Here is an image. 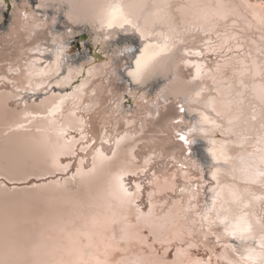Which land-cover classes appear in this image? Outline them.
Here are the masks:
<instances>
[{
	"label": "bare ground",
	"instance_id": "6f19581e",
	"mask_svg": "<svg viewBox=\"0 0 264 264\" xmlns=\"http://www.w3.org/2000/svg\"><path fill=\"white\" fill-rule=\"evenodd\" d=\"M171 4L181 34L188 43L204 49L200 60L205 75L201 82L211 89L206 96L214 99L217 110H224L231 103L234 115L243 121L237 122L236 127L254 136L250 119L254 108L248 106V101L258 106L259 93L264 89V59L260 55L264 52V0H171ZM47 14L45 10L44 15ZM56 19L65 31H55L66 39V46L74 35L87 32L89 46L95 49L98 41L99 52L104 57L102 61L95 60L93 55L87 56L88 50L81 51L85 59L80 64L94 61L96 67L86 95L77 103L91 105V108L80 107L79 119H74L69 115L72 110L69 99L63 105L68 111L48 116L52 104L65 93H71L81 82V76H75L70 84L66 82L61 88L55 87L53 77V86L47 91L49 81L37 87L40 81L36 80L32 89L17 92V87L23 88L28 83L24 73L39 71V65L32 64L34 59L48 63L54 57L45 53L41 58L32 52L37 43L44 47L42 29H37L38 35L31 38L27 33H14L11 39L0 35V264H196L197 261L227 264L225 257L234 259L230 250L223 247L225 240L232 243L230 239L222 238L221 244H215L212 236L209 240L213 242L203 240L210 231L206 223L201 225L205 194L200 193L193 200L191 191H179L185 183L195 181V174L189 171L185 176L182 170L169 166L182 160L180 142L169 135L172 131L169 121L177 114V97L165 93L157 100L158 89L153 85L170 84L167 77L176 75L174 66L158 72L146 85H129L125 75L121 79L126 83L109 97L105 91L109 77L104 75L108 70L101 68L106 56L103 48L108 42L97 31L99 25L90 19L71 23L61 14H57ZM67 27L72 28L70 37L66 36ZM46 43L55 47L50 39ZM68 52L67 48L66 55ZM123 63L120 61L121 73L125 71ZM80 64L74 66L65 58L62 75H67L69 66L78 68ZM88 67L92 65L84 69V77L88 75ZM189 71L188 66L182 64L180 78L190 80ZM129 87L131 91L125 96ZM237 91L243 95H238ZM138 93H143V98ZM133 94L138 105L127 103ZM116 95L124 100L118 107L110 102L115 101ZM70 122L77 128V138L79 127H85L89 135L98 137L97 147L101 148L103 157L94 161L92 152L86 158L83 154L76 158L63 154L72 133L69 131L66 137L60 135V131L68 130ZM88 124L91 128L86 127ZM237 138L233 134V139ZM100 139H107L109 143L101 146ZM150 150L159 153L154 157L156 176L150 175L156 186L151 188L153 195L144 201L147 192L144 196L142 193L130 202L117 192L114 178L143 166L145 153L151 155ZM246 150L255 152L258 145L252 140ZM166 156L174 160L166 161ZM80 158H84L86 166L80 165ZM65 163H74L82 168V173L73 179L75 168L65 174L58 167ZM240 163L237 160V165ZM146 175L149 174L125 176L126 184L131 181L129 190L135 191V183ZM226 183L241 187L238 181ZM147 184H144L146 190ZM244 187L246 194L261 193L257 187ZM224 195L230 198L227 193ZM190 201L196 206L191 207ZM145 204L149 207L147 212L146 206L143 208ZM207 204L211 206L210 193ZM251 210L259 217L264 201H257ZM211 231L222 232V228L214 226ZM195 232L199 240L195 239ZM147 233L153 240L147 238ZM197 241H203L204 254L189 247V244L197 245ZM153 244H157V248L165 247L163 257L161 253L155 255ZM171 244L176 248L171 249ZM178 249L182 251L178 253ZM148 260L151 263H145Z\"/></svg>",
	"mask_w": 264,
	"mask_h": 264
},
{
	"label": "snow or ice",
	"instance_id": "6c2138e0",
	"mask_svg": "<svg viewBox=\"0 0 264 264\" xmlns=\"http://www.w3.org/2000/svg\"><path fill=\"white\" fill-rule=\"evenodd\" d=\"M171 9V0H0V35L11 39L14 33H27L31 38L38 35L37 29H42L45 32L44 47L37 43L32 52L41 58L45 53L54 57L48 63L43 59H34L32 64L39 65V71L24 73L28 83L23 88L17 87L16 91L32 89L36 80L40 81L37 87H42L43 82L48 80L49 83L45 87L47 91L53 86V77L56 78L55 87L61 88L66 82L70 84L75 76L80 75L81 82L71 93L60 96L58 101L52 104L47 115L54 117L68 111L63 105L69 99L72 100L69 115L74 119H79L77 113L80 107L91 108V105H83L77 101H82V97L86 95L96 64L94 61H87L78 68L69 66L67 75H62L67 41L53 28L59 27L57 14L66 16L71 23L90 19L99 25L97 31L102 33L103 40L108 42V46L103 48L106 56L101 68L108 70L104 75L109 77L108 86L105 88L109 97L123 87L121 77L125 75L129 78V85H146L158 72L166 71L169 65L174 66L176 75L167 77L170 84L161 86L160 83H155L153 87L158 89L157 100L165 93L177 97V114L169 121L172 129L169 135L173 140L180 142L179 156L182 160L169 166L182 170L185 176L192 171L196 177L194 182L185 183L179 191H191L193 200L200 193L205 194L206 203L200 213L201 225L203 227L206 223L210 231L205 233L203 240L206 243L213 242L209 240V236H212L215 244H221L222 238L230 239L232 243L225 240L223 247L230 250L235 258L225 257L227 264H264V210L259 217L251 210L257 201H264V89L259 93L258 106L248 101V106L254 108L250 116L254 136L246 135L236 127L237 122L243 121L234 115L235 109L231 103L224 110H217L214 99L206 96L211 89L201 82L205 75L204 65L200 60L204 56V49L188 43L176 25ZM45 10H48L47 15H44ZM71 35L72 28L67 27L66 36ZM132 38L140 42L135 48L129 47V42L135 43ZM47 39H50L55 47L48 46ZM96 48H101L98 41ZM126 53L129 55H125ZM260 55L264 59V52ZM120 61L124 62V73L120 72ZM88 64L92 67H88V75L84 77L82 73ZM182 64L188 66L190 80L180 78ZM130 91L129 87V92L124 95H128ZM138 94L143 98V93ZM237 94L243 95L239 91ZM92 96H96L95 91ZM110 102L118 107L124 100L120 95H116L115 101ZM127 103L138 105L136 94H133ZM144 103L146 104L147 100ZM156 115H160L158 110ZM86 127L91 128V124ZM78 130L80 135L77 138V128L71 122L68 130L61 129L62 136L67 137L69 131L72 133L71 138L66 141L63 154L71 158L83 154L86 158L88 153L92 152L95 153L94 161L97 157H103L101 148L97 147L98 137L89 135L85 127H79ZM233 134L238 138L233 139ZM252 140L258 145L255 152L246 150ZM99 143L102 146L109 143V140L100 139ZM150 151L151 155L145 153L143 166L138 167L135 172H122L114 178L117 192L130 202L146 191L143 180H147L149 184L153 181L146 175L143 180L135 183V191H130L131 181L126 184L125 176L136 177L141 173L156 176L154 169L157 164L154 157L159 153ZM165 159L174 160V157L166 156ZM237 160L241 162L239 165ZM79 163L86 166L84 158H80ZM58 167L65 174L75 168L73 179L82 173V168L76 167L74 163L58 164ZM172 179L175 180L176 177L173 176ZM226 181H238L241 187H235L233 183ZM244 186L257 187L261 193L246 194L247 189ZM209 193L210 207L207 204ZM225 193L230 198L226 199ZM148 195L151 197L153 192ZM190 206L196 205L190 201ZM214 226L222 228V232L211 231ZM195 246L189 244V247ZM177 251L179 253L182 249ZM196 264L202 262L197 261Z\"/></svg>",
	"mask_w": 264,
	"mask_h": 264
},
{
	"label": "rangeland",
	"instance_id": "374dc122",
	"mask_svg": "<svg viewBox=\"0 0 264 264\" xmlns=\"http://www.w3.org/2000/svg\"><path fill=\"white\" fill-rule=\"evenodd\" d=\"M58 25H59V27H56V26H54V28L57 30V31H60V32H63V31H65V29H63V28H61V24L60 23H58ZM79 31V30H78ZM85 32V31H84ZM81 33V32H80ZM79 33V34H80ZM87 35H88V33L87 32H85ZM79 34H77V35H79ZM75 36V35H74ZM88 39H89V35H88ZM85 41H79L78 39H76V38H74V39H72V40H70L69 41V45H67L66 47L68 48V50H69V52H68V54L66 55V57L65 58H67V63H69V62H71V64L72 65H74V66H76V65H78V64H80V63H82L83 61H84V59H85V57H83L82 58V53H81V51H87L88 50V46L90 45V43H89V41L87 42V44H85L84 43ZM83 45H88L87 47H85V46H83ZM79 48V49H78ZM81 48V49H80ZM79 59H81V60H79ZM76 60H79L78 62H76ZM123 79V78H122ZM122 83H126V81L125 80H123L122 81ZM56 93V92H55ZM151 94H154V93H151ZM47 95V94H46ZM152 95H150L149 97H151ZM157 118V117H156ZM157 163V162H156ZM147 176H149V179H151V180H153V182H155L154 181V179H152L151 178V176H150V174L149 175H147ZM144 177V176H143ZM143 177H141V179L143 180ZM138 179V178H137ZM143 183L144 184H147V180H143ZM152 187H156L155 186V184H147V190L145 191V192H143V196H144V193H146L147 192V196H144V198H145V200L144 201H147V200H149V195H148V193L149 192H151V188ZM134 188V187H133ZM133 188H131V190H133ZM141 195V194H140ZM167 196H169V195H167ZM151 199V198H150ZM143 201V202H144ZM140 203H142V201H140ZM146 203V202H145ZM144 206V205H143ZM141 230H143V229H141ZM147 238L149 237V238H151V240H153V236H149V233H147ZM194 236H195V239H198L199 240V237H197L198 236V233L197 232H195V234H194ZM159 238H161V234H159ZM149 240V239H148ZM151 240H149V244H151ZM147 241V240H146ZM145 241V242H146ZM198 242V244L195 246V247H191V249H193L195 252H197V253H199V254H204L205 252H204V247H203V245L201 244V243H203V241L201 242V241H197ZM236 243H238V242H236ZM155 245V250H153V252L155 253V255H156V253H157V255L156 256H159V254L161 255V257H163L162 255V252H163V248H165L164 246H161V248H157V244H153V246ZM174 248H176V247H174V245L173 244H171V249H174ZM201 249V250H200ZM147 250V249H146ZM108 252H110L109 250H107ZM101 252H103V250H101ZM170 252H173L172 250L170 251ZM168 254V253H167ZM154 255V256H155ZM119 257V256H118ZM117 257V258H118ZM117 258H116V260H117ZM157 260H159V258H157ZM145 263H151V262H149V260H148V262H145ZM159 263H161V262H159Z\"/></svg>",
	"mask_w": 264,
	"mask_h": 264
},
{
	"label": "water",
	"instance_id": "95a60500",
	"mask_svg": "<svg viewBox=\"0 0 264 264\" xmlns=\"http://www.w3.org/2000/svg\"><path fill=\"white\" fill-rule=\"evenodd\" d=\"M74 38L78 39L79 41L83 40L85 42H88V40H89L88 35L86 33H80L79 35L74 36ZM132 39L135 40V43H129V47L135 48L139 45V43L137 42V40L135 38H132ZM92 55L94 56L95 60H101L102 61L103 57H104L103 53H100L96 47H95V49H93L92 47L89 46L87 56L91 57Z\"/></svg>",
	"mask_w": 264,
	"mask_h": 264
}]
</instances>
